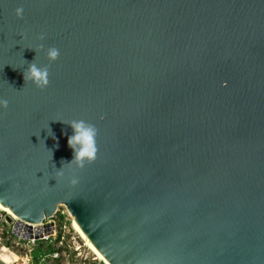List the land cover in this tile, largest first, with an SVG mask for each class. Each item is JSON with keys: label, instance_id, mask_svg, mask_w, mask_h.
Masks as SVG:
<instances>
[{"label": "water", "instance_id": "obj_1", "mask_svg": "<svg viewBox=\"0 0 264 264\" xmlns=\"http://www.w3.org/2000/svg\"><path fill=\"white\" fill-rule=\"evenodd\" d=\"M0 98L21 220L65 205L111 264H264V0H0ZM73 120L97 130L83 168Z\"/></svg>", "mask_w": 264, "mask_h": 264}, {"label": "built area", "instance_id": "obj_2", "mask_svg": "<svg viewBox=\"0 0 264 264\" xmlns=\"http://www.w3.org/2000/svg\"><path fill=\"white\" fill-rule=\"evenodd\" d=\"M5 214L8 213L0 210V244H4L8 252L19 251L17 259L10 263L0 257L5 264H103L95 255L91 259L84 253L85 243L78 240L73 216L65 205L59 206L52 217L40 223L27 222L11 214L14 221L5 227L2 223ZM45 243L52 250L38 255L35 260L37 246Z\"/></svg>", "mask_w": 264, "mask_h": 264}, {"label": "clouds", "instance_id": "obj_3", "mask_svg": "<svg viewBox=\"0 0 264 264\" xmlns=\"http://www.w3.org/2000/svg\"><path fill=\"white\" fill-rule=\"evenodd\" d=\"M16 12L18 16H22L23 9L18 8ZM41 40H44L43 36H41ZM34 50L37 57V50ZM39 50L40 52L45 50L43 43L39 45ZM46 56L49 62H55L60 56V51L58 48L50 47L46 51ZM36 57L24 71V79L30 81L36 88L44 90L49 85V65H39L36 62ZM8 107V100L0 98V109H7ZM70 125L74 130V134L68 136V145L73 150L74 158L68 164L75 163L78 167L83 168L87 162H91L96 158L97 130L93 125L83 120H73ZM49 135H52L51 129H49ZM72 182L75 183L76 181L73 180Z\"/></svg>", "mask_w": 264, "mask_h": 264}, {"label": "bare ground", "instance_id": "obj_4", "mask_svg": "<svg viewBox=\"0 0 264 264\" xmlns=\"http://www.w3.org/2000/svg\"><path fill=\"white\" fill-rule=\"evenodd\" d=\"M0 210L8 213V214H13L11 212V210L8 207H5L4 205H2L0 203ZM14 215V214H13ZM73 225L74 228L76 229V231L80 234V236L82 237V239L85 241L86 245L89 247V249L94 253V255H96L99 260L103 263V264H111L104 256L103 254L95 247V245L91 242V240L87 237V235L83 232V230L81 229V227L78 225V223L76 222L75 218L73 217Z\"/></svg>", "mask_w": 264, "mask_h": 264}, {"label": "rangeland", "instance_id": "obj_5", "mask_svg": "<svg viewBox=\"0 0 264 264\" xmlns=\"http://www.w3.org/2000/svg\"><path fill=\"white\" fill-rule=\"evenodd\" d=\"M74 229V228H73ZM70 236H71V234H70ZM77 238H78V240L80 241V243H85V241L82 239V237L80 236V234L77 232ZM46 244V243H45ZM86 247H85V249H84V253L85 254H88V255H90V257H91V259H92V257L94 256V253L89 249V247L86 245V243L84 244ZM4 244H0V257H1V259L3 260V261H5V262H8V263H10V262H12V261H14L15 260V258L17 259V254L19 253V251H16V252H14V253H12V252H8L5 248H4ZM37 250V249H36ZM36 252V251H35ZM21 253V252H20ZM39 254V253H38ZM95 257H97L96 255H95ZM98 258V257H97ZM99 259V258H98ZM0 264H5L4 262L2 263V261H0ZM50 264V263H49ZM59 264V263H58Z\"/></svg>", "mask_w": 264, "mask_h": 264}, {"label": "trees", "instance_id": "obj_6", "mask_svg": "<svg viewBox=\"0 0 264 264\" xmlns=\"http://www.w3.org/2000/svg\"><path fill=\"white\" fill-rule=\"evenodd\" d=\"M36 249H37V250H35L36 252H34V259L35 260L38 259V255L49 253L52 250L51 246L46 245V244H43V245L39 244Z\"/></svg>", "mask_w": 264, "mask_h": 264}, {"label": "crops", "instance_id": "obj_7", "mask_svg": "<svg viewBox=\"0 0 264 264\" xmlns=\"http://www.w3.org/2000/svg\"><path fill=\"white\" fill-rule=\"evenodd\" d=\"M3 263V262H2Z\"/></svg>", "mask_w": 264, "mask_h": 264}]
</instances>
